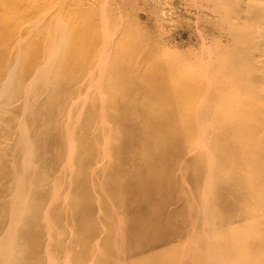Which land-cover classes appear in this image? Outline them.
Masks as SVG:
<instances>
[{
	"label": "rangeland",
	"instance_id": "rangeland-1",
	"mask_svg": "<svg viewBox=\"0 0 264 264\" xmlns=\"http://www.w3.org/2000/svg\"><path fill=\"white\" fill-rule=\"evenodd\" d=\"M10 1L14 7L0 10V264H195L206 256L204 246L201 256L195 250L204 241L203 214L217 204L227 214L249 185L224 197L233 180L224 173L220 202L199 191L200 131L219 123L205 92L194 97L196 120L184 121L196 126L191 141L174 130L155 143L150 137L156 125L178 123L154 119L175 108L166 89L185 79L207 89L203 72L232 61L226 0H0ZM71 4L76 26L62 17ZM21 7L22 39L10 44L18 30L12 12ZM230 17L236 36L244 12ZM7 63L15 64L10 77ZM160 94L166 100L148 109ZM157 171L161 181L149 190ZM242 217L232 221L243 232L240 255L255 232ZM222 252L209 264H225Z\"/></svg>",
	"mask_w": 264,
	"mask_h": 264
},
{
	"label": "bare ground",
	"instance_id": "bare-ground-1",
	"mask_svg": "<svg viewBox=\"0 0 264 264\" xmlns=\"http://www.w3.org/2000/svg\"><path fill=\"white\" fill-rule=\"evenodd\" d=\"M24 3V0L19 2V4ZM226 3L228 5L225 9L226 22L230 27V34L232 35L231 48H233V50H229L228 55L232 61L224 68V71H207L206 69L203 72V77L209 78L211 83V86L207 89L204 85L201 86L200 81L199 83L197 81L191 82V80L187 82L186 79L184 80V84L178 82V85L174 87L175 89H166L167 94H170L173 98L171 100L174 101L173 107L175 108L171 110L166 109L165 111L161 110L160 113L165 112V117H154V119L170 121L171 117L174 119L176 116L178 118L176 119L178 122L176 125L178 126L175 125L174 129L173 127L171 128L172 130H164L162 127L156 125L153 129L157 132L150 138L155 143L156 138L164 140L168 134L170 137L171 132L174 133L175 131L177 133L176 137L181 142L186 143L187 141H191L195 137L196 126L186 124L184 121L186 122V118L189 121L196 120V116L192 112L194 110V97L198 98L199 94L205 92L204 106L211 109L214 122L217 121L219 123L206 125L200 131L203 144L202 148H199L201 154H199L197 160L201 158V162L203 161L204 176L203 179L197 176L200 179L198 180L199 185H197L202 189L198 186L197 188H199L200 192L206 191L211 193V203L214 200L215 203L220 202L223 197L216 189L221 186L222 183L220 182L224 181L222 179L224 173H231L233 174V180L229 182L230 187L223 191L224 197L226 195L227 197H234L233 193L235 194L237 185L241 183L249 185V190H246L247 196L244 201H241L239 197L236 200L234 199L233 208L228 209L229 211L227 210V214L225 215H223V212H220L223 209L218 211L219 204L213 207V209H209L208 212L204 213L203 211V215H206V220L210 221L207 216L211 215L214 221L208 222L205 220L206 222H203L205 227L203 232L205 235L202 234V237H204V241L195 250L198 251L196 255L201 256V247L203 248L204 246L206 256H201L200 258L197 256L198 259L195 264H209L212 261L219 262L222 250L225 264H264V0H226ZM73 4L68 6L67 11L62 14L63 19L69 21L68 26L77 25L71 18L74 11L70 7ZM11 6H13L11 1L10 3L0 2V10L3 12ZM239 10H243V18L245 19L238 23L240 26L238 28L242 29V32H237L235 36L237 22L231 20L230 16H236ZM249 10L251 12H248ZM2 13H0L1 16ZM12 17L14 18L13 24L16 25L18 30L24 28L25 8L22 10L21 7V9L13 11ZM18 30L15 35L9 36L10 44L22 39L20 30ZM32 47L34 48L35 45H32ZM70 47L68 46L66 49ZM226 49L224 47L222 51ZM8 52L11 55L14 53ZM259 55L261 58H259ZM27 57L31 58L28 62L32 63L33 55H28ZM66 62L67 54L62 56V63L66 64ZM13 65L15 64L13 63ZM13 65L11 66L10 63L6 64V74L9 72L8 76L12 72L13 67H15ZM169 67L166 69L168 73H173L177 70L174 66ZM166 71L156 69L152 74H162L160 79L162 81L167 79L168 81L170 78L165 76ZM216 73L220 76L222 75L221 77L219 76L220 79L217 78ZM251 74L254 76L251 77ZM8 76L9 80L10 76ZM6 80H4L5 83ZM206 97L210 99L207 103ZM166 98L160 94V97L154 99L157 102L156 105L152 107L150 101L151 107L147 103L146 105L149 107L148 109L156 112L158 104L164 102ZM146 105L144 104L142 107L146 109ZM138 108L140 107H137V110H139ZM171 111L174 114H169ZM218 116H220V119ZM221 121L225 123L220 124ZM145 132L149 134L153 130H145ZM162 133L163 135H161ZM157 143L159 144L161 141L157 140ZM164 154L165 151L157 154V156L161 157ZM194 156L197 157V154L194 153ZM199 167H201L200 164ZM194 169L197 171L196 167ZM258 173L262 176L260 180L256 176ZM194 177L196 180V176ZM252 177L254 180H250ZM160 181L161 175L157 171L156 181L149 190H155V185ZM143 184L145 183L141 182V185ZM240 197L242 198L241 195ZM202 205L201 209L204 206H206L204 209L210 207L208 203L204 204L202 202ZM236 214L243 216L242 219H246V224L249 226L248 229L255 230L252 240L246 241L247 254L244 255H240L236 251L238 245L242 242L240 237L243 234L241 228L239 229L232 222ZM216 220L218 221L217 224H215ZM211 223L212 225H210Z\"/></svg>",
	"mask_w": 264,
	"mask_h": 264
}]
</instances>
